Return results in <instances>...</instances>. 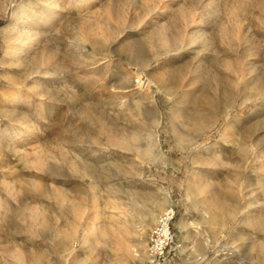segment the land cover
Here are the masks:
<instances>
[{
    "label": "rangeland",
    "instance_id": "obj_1",
    "mask_svg": "<svg viewBox=\"0 0 264 264\" xmlns=\"http://www.w3.org/2000/svg\"><path fill=\"white\" fill-rule=\"evenodd\" d=\"M38 5L37 44L3 63V28ZM134 42L159 91L114 51ZM263 104L264 0H0V264H151L169 207L164 264H264V206L244 243L229 242L264 188Z\"/></svg>",
    "mask_w": 264,
    "mask_h": 264
},
{
    "label": "bare ground",
    "instance_id": "obj_2",
    "mask_svg": "<svg viewBox=\"0 0 264 264\" xmlns=\"http://www.w3.org/2000/svg\"><path fill=\"white\" fill-rule=\"evenodd\" d=\"M45 1H48V0H45ZM96 2H98V0H88V3L90 5H93L95 4ZM55 4V3H54ZM83 4V3H81ZM169 3H167L168 5ZM167 5L166 7L164 8V11L167 9ZM170 5V4H169ZM52 6V5H51ZM83 6V5H81ZM80 6L79 9H82ZM57 8V7H56ZM56 8H53V6L50 8L52 11L56 10ZM80 11V10H79ZM42 12V11H41ZM45 12V11H44ZM55 13V12H53ZM164 14V13H163ZM48 15V14H47ZM159 15V14H157ZM52 16V15H51ZM50 16V17H51ZM161 16V15H160ZM41 16V13H40V9H39V5L37 7H34L32 8L29 12H25L23 13L21 16H20V19L14 23H10L9 25H7L6 27L3 28L2 30V33L4 35V37L6 38L7 40V45H6V49H5V52H4V57L2 59V62L3 63H6L8 61H15V62H18L21 60L20 56L22 54V52L24 51H29V50H32L35 45L37 44L38 42V28L39 27H36V25L38 23H42L48 19L43 17L42 19ZM48 22V21H47ZM51 22V19L50 21ZM43 24V23H42ZM48 24V23H46ZM34 26V27H33ZM122 29H117L116 30V33L118 34ZM115 33V32H114ZM116 34V35H117ZM158 35H159V38L160 39H163L165 42H166V39L163 37V31L162 29H159L158 31ZM114 51L116 53H119V54H123L124 57L126 56L128 59L131 60V63L132 61L134 62V64L132 65L133 69L135 70V72L137 71L138 72V75H136L137 77V80H138V83H140V85L142 86L144 80L147 82V84H151L153 87L156 88V90L159 91V77H160V74H156V75H151L150 73L146 72L145 68H144V61H143V54H142V48H141V45L139 44H135L134 43H126V44H123L119 47H116L114 48ZM50 53V52H49ZM51 56V55H50ZM43 57V56H42ZM46 57V55H45ZM48 54H47V58H48ZM51 58V57H50ZM53 58V57H52ZM51 58V59H52ZM157 58H158V54H157ZM127 59V60H128ZM42 60V59H41ZM48 60V59H47ZM57 60V59H56ZM43 61V62H42ZM39 62V60H33L32 61V64H33V68L35 70V72H40L41 67L45 66L46 63V59L42 60ZM51 61V60H50ZM58 61V60H57ZM55 62V61H54ZM56 63V62H55ZM54 63V64H55ZM32 64H30L32 66ZM52 64V63H50ZM53 64V65H54ZM58 64V63H57ZM46 67V66H45ZM52 67V65H51ZM58 67V66H57ZM47 68V67H46ZM53 68V67H52ZM132 69V70H133ZM34 70H32L31 73L34 72ZM131 70V72H132ZM48 72L47 70H45V73ZM30 73V74H31ZM134 73V72H133ZM137 74V73H136ZM167 74V73H166ZM170 74V73H169ZM31 76V75H30ZM164 77V76H163ZM36 78V77H35ZM19 81V80H18ZM127 81V80H126ZM21 83V82H20ZM226 86V85H225ZM37 87V86H36ZM39 87V86H38ZM188 87V86H186ZM183 88V87H182ZM155 90V91H156ZM39 91V90H38ZM12 94L13 92L11 93H8L7 94V99H11L12 98ZM117 94V93H116ZM186 89H184V92H183V95L181 97V99L178 101V108H179V113L177 114H174L175 117L177 116H181L182 112H184L185 108H183L184 103L186 101ZM6 99V100H7ZM222 99V98H221ZM42 101V100H41ZM246 101V99L243 97V99L241 100V104H244ZM177 104V103H176ZM213 107V106H212ZM216 107V106H215ZM205 109V108H204ZM262 110H264V104L263 105H260L258 107H256L253 112L255 114H258L260 113ZM174 117V118H175ZM179 118V117H178ZM243 120L244 118L243 117H238L237 119L235 118V120H232L230 121L227 126H225V129H223V131H221L219 133V136L217 137V142L221 141V140H224L226 138H228L229 136H231L237 126H239L240 123H243ZM196 124L198 125L199 129H201L202 131L207 129L209 127V121H208V115L205 111L202 110H199L198 113H197V120H196ZM211 123V122H210ZM35 129V128H34ZM33 130L32 129H28V131L24 134L21 135L20 138L24 137L22 140H26L30 137V135L32 134ZM17 133V132H16ZM18 135V134H17ZM33 135V134H32ZM13 136V135H12ZM32 137V136H31ZM19 138V137H18ZM130 140V139H129ZM6 142V141H5ZM8 143V142H7ZM124 145V144H123ZM216 145V144H215ZM148 148V147H146ZM147 154H150V150H147L146 151ZM203 159H206L204 153L202 155ZM159 160H162V158H157ZM155 162V161H154ZM260 174H264V158H263V164H262V169L260 171ZM260 185V184H259ZM263 185V184H261ZM259 188V187H258ZM260 189H262V191L259 193V192H254L256 196L255 198V201L253 202H250L247 204V206L245 207V217L246 219L244 218L243 220V223L240 224L239 226V233L237 235V237H234L232 236L230 239H229V242L232 244V247L235 248V249H238L245 241V239L247 238V232H249V230L252 228V222L248 221L250 220V216H254L255 215V212H257L258 210L261 209V207L264 206V188L263 187H260ZM254 203V204H253ZM251 205V207L249 206ZM242 208V207H241ZM167 209V208H166ZM165 209V210H166ZM96 211V209H94ZM163 210V211H165ZM235 209H231L228 213V218H234L236 215H237V211H234ZM162 211V212H163ZM207 213V216L209 219L211 220H215V215L213 213L212 210H207L206 211ZM156 214L154 213L153 214V218H155ZM160 216V214H159ZM158 216V218H159ZM93 217V216H92ZM152 218V219H153ZM157 218V220H158ZM97 219L95 217L91 218L89 221H90V225L92 227V229L94 230L96 227H97ZM156 220V222H157ZM155 222V223H156ZM215 222V225L217 227H220L221 225L217 224L216 221ZM255 222V221H254ZM154 223V224H155ZM220 231V230H219ZM67 243V242H66ZM64 245V243H63ZM264 246L261 247V249L263 248ZM234 249V251H235ZM247 250V249H246ZM262 251V250H261ZM253 254V253H252ZM251 254V255H252ZM240 256V255H239ZM243 256V255H242ZM241 257V256H240ZM243 259H245V257H242ZM247 259V258H246ZM150 261V259H149ZM74 264H81V262L79 263V261H75Z\"/></svg>",
    "mask_w": 264,
    "mask_h": 264
},
{
    "label": "built area",
    "instance_id": "obj_3",
    "mask_svg": "<svg viewBox=\"0 0 264 264\" xmlns=\"http://www.w3.org/2000/svg\"><path fill=\"white\" fill-rule=\"evenodd\" d=\"M175 216V207H169L160 214L154 224L148 240V255L151 264H164L172 256L175 241L172 224Z\"/></svg>",
    "mask_w": 264,
    "mask_h": 264
}]
</instances>
